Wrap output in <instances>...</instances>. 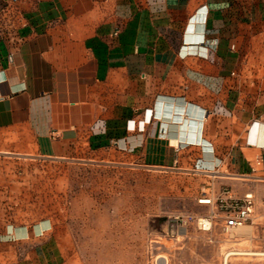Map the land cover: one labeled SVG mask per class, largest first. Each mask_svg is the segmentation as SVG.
<instances>
[{"label":"crops","instance_id":"0c3cea01","mask_svg":"<svg viewBox=\"0 0 264 264\" xmlns=\"http://www.w3.org/2000/svg\"><path fill=\"white\" fill-rule=\"evenodd\" d=\"M162 102L201 109L210 145L180 137ZM263 119L264 0H0V264L64 263L26 161L117 154L201 174L212 235L216 206L246 193L264 220Z\"/></svg>","mask_w":264,"mask_h":264},{"label":"rangeland","instance_id":"374dc122","mask_svg":"<svg viewBox=\"0 0 264 264\" xmlns=\"http://www.w3.org/2000/svg\"><path fill=\"white\" fill-rule=\"evenodd\" d=\"M26 162L23 170L17 166L32 181L25 191L46 194L59 214L63 264H224L230 250L240 253L230 254L227 264H264V254L244 253L264 250V220L254 207L243 224L249 232L212 235L199 228L196 219L208 215L200 204L213 203L199 202L210 197L201 194V174L142 167L117 154ZM175 216L189 220L178 229Z\"/></svg>","mask_w":264,"mask_h":264},{"label":"built area","instance_id":"2783aa9c","mask_svg":"<svg viewBox=\"0 0 264 264\" xmlns=\"http://www.w3.org/2000/svg\"><path fill=\"white\" fill-rule=\"evenodd\" d=\"M4 11L3 13H5ZM264 126V119L262 121ZM259 146L264 150V139L259 144ZM264 167V165H263ZM202 198L199 199V202L202 203H212V198H204L206 201H201ZM218 207L225 213L224 223L221 226V229L225 233H231L237 227L242 226L247 221L251 219L253 207H254V197L252 193H246L241 198L231 199L227 201H222L218 204ZM216 219V214L210 212L207 216L198 217L196 219L197 225L200 229L210 232L213 229V222ZM189 219L182 216H175L172 218V221L175 224V228H182V226ZM230 255V254H229ZM228 255V256H229Z\"/></svg>","mask_w":264,"mask_h":264},{"label":"bare ground","instance_id":"6f19581e","mask_svg":"<svg viewBox=\"0 0 264 264\" xmlns=\"http://www.w3.org/2000/svg\"><path fill=\"white\" fill-rule=\"evenodd\" d=\"M157 110L158 111L160 110V114H164L167 117L170 116V118L172 120H180V123L177 124L178 125V128L177 129H178V133L180 134V137L184 138L185 141L200 142V143H203V146L204 147L210 145L207 141H205L204 139H202L200 137V135L198 134L200 120L199 119H196V117H202L203 116V113L201 112V109L196 108L195 106L190 105V104H188V105H186V104L185 105H182V104H174L173 102L172 103H166V104H164L162 102L161 103V106H157ZM170 122H172V121H170ZM255 123H257V122H255ZM194 127H195L194 137L193 138H190V137L188 138L187 137V134H188L189 129L190 128H194ZM190 134H191V132H190ZM211 161H213V160H211ZM209 163H210V161H209ZM211 165H213V164H210V166ZM203 166H204V164H203ZM201 201H206V199L202 198ZM248 227L245 226V225L244 226L242 225V226H239L237 228H239L240 230H242L244 232H249V229L250 228H248ZM232 253L234 254V253H240V252L234 251V250L227 251L225 253V255H224V264H227L228 255L229 254H232ZM244 253L264 254V250H261V251H258V252H253V251L250 250V251H246Z\"/></svg>","mask_w":264,"mask_h":264}]
</instances>
